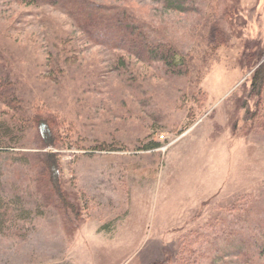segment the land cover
<instances>
[{"label": "rangeland", "instance_id": "1", "mask_svg": "<svg viewBox=\"0 0 264 264\" xmlns=\"http://www.w3.org/2000/svg\"><path fill=\"white\" fill-rule=\"evenodd\" d=\"M89 1L183 71L94 44L55 5L0 0V264H264V0Z\"/></svg>", "mask_w": 264, "mask_h": 264}, {"label": "trees", "instance_id": "2", "mask_svg": "<svg viewBox=\"0 0 264 264\" xmlns=\"http://www.w3.org/2000/svg\"><path fill=\"white\" fill-rule=\"evenodd\" d=\"M25 1L35 4L45 3L61 8L75 20L81 27V30L86 33L89 40L96 45H102L109 49H119L129 55L137 57L145 63L158 61L167 69L169 68L172 73H179V71L182 70L173 66L175 64L174 53L176 50L173 49L172 44L153 40L145 30L144 24L136 21L123 10L97 4L89 0ZM253 54L250 55V57L254 56ZM257 54L258 55L254 58L252 67H254L256 63H259V58L263 55L261 51H258ZM250 84L251 91L255 96L258 97L264 91V61L253 70ZM0 93H2L1 83ZM38 124L41 134L48 136V130L51 128L48 121L45 118H41ZM46 145L52 146L53 143L49 139ZM34 162L38 169L41 170V174L39 175L40 182L44 180L45 188L48 187L50 191L54 192L56 198H58L61 203L55 201L53 203H56L55 207L57 211L65 217V211L70 210L72 212V208H70L71 206H69L70 204L67 202V196L65 197V194H62L59 190V179L57 178L59 166L55 155L44 154L40 159H37V161L34 160ZM39 188L41 189V185ZM50 196L51 195L48 194L43 197L44 201H50ZM260 231L261 234L257 236L255 241L253 239L251 243L259 245L264 249V224L260 226Z\"/></svg>", "mask_w": 264, "mask_h": 264}, {"label": "built area", "instance_id": "3", "mask_svg": "<svg viewBox=\"0 0 264 264\" xmlns=\"http://www.w3.org/2000/svg\"><path fill=\"white\" fill-rule=\"evenodd\" d=\"M159 139H160V140H164V136H160Z\"/></svg>", "mask_w": 264, "mask_h": 264}]
</instances>
